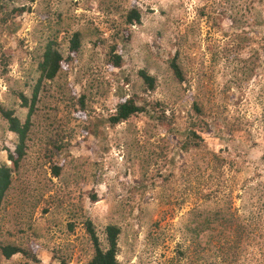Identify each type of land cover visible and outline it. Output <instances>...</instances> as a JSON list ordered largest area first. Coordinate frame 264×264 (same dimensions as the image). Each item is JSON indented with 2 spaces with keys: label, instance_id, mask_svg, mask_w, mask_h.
I'll return each mask as SVG.
<instances>
[{
  "label": "rangeland",
  "instance_id": "rangeland-1",
  "mask_svg": "<svg viewBox=\"0 0 264 264\" xmlns=\"http://www.w3.org/2000/svg\"><path fill=\"white\" fill-rule=\"evenodd\" d=\"M131 1L141 21L128 27L123 64L109 68L104 54ZM74 30L79 52L38 84L0 205V243L31 244L38 261L17 253L0 264H84L86 217L102 246L105 225L119 227L121 262L264 264V0H0L1 105L25 118L12 92L30 97L43 44L52 40L65 56ZM140 68L155 77L153 90L143 89ZM70 87L85 94L86 120L73 116ZM119 94L147 112L101 124ZM161 109L164 124L153 117ZM191 121L197 145L183 148ZM15 144L0 118V163L10 165ZM53 163H62L57 176Z\"/></svg>",
  "mask_w": 264,
  "mask_h": 264
},
{
  "label": "trees",
  "instance_id": "trees-1",
  "mask_svg": "<svg viewBox=\"0 0 264 264\" xmlns=\"http://www.w3.org/2000/svg\"><path fill=\"white\" fill-rule=\"evenodd\" d=\"M17 12H21L20 9H15ZM4 13V21L7 18L12 17L9 9L2 8ZM12 13V12H11ZM13 14V13H12ZM119 17L121 18V27L115 31V40L109 45L108 49L104 54V61L109 68H119L123 64L121 48L124 45V41L128 34V27L140 23V11L134 3L128 2L123 8L120 9ZM264 41V33H263ZM81 46V37L78 30L72 31L67 38L66 54H62L59 48L56 47L52 40H47L43 46L39 56V60L36 64V70L38 72L37 82L31 92V96L28 97L21 90H14L12 94L18 98L19 106L26 109V115L21 120L17 115L14 114V110L9 107H4L0 104V118L5 122L8 131L12 132L16 137V144L12 151H7V160L10 161V165L4 162L0 163V205L5 195L6 190L11 182V173L16 170L18 161L21 159L24 153V141L29 132L31 126L30 115L33 112V104L37 92L38 84L41 80H52L57 74L65 70L70 61L76 58ZM0 64L2 65L1 74L6 71V62L0 56ZM168 66L172 71L173 77L176 81H182L183 75L181 69L175 61V57L172 56L168 60ZM137 75L141 79L143 89L153 90L155 87V77L148 73L145 69L140 68L137 70ZM70 89V95L72 102L78 105V108L74 109L73 116L76 119L86 120L87 114L84 111L85 105V94L83 92H74L72 87ZM117 102L114 106V110L105 118L100 120L101 124H106L112 127L118 123L128 120L134 115L140 113H146L147 109L145 103H138L133 97H125L124 94L116 96ZM154 105H159V102H155ZM150 107V106H149ZM158 107V106H157ZM151 111L153 107L151 106ZM161 108V107H159ZM192 109L196 114H199L200 108L192 104ZM154 119L160 124H164L163 110L161 109L159 114H154ZM199 121L198 118H195ZM166 123V122H165ZM184 133L190 137L191 142H186L183 148L188 146H196L197 144L193 141V138L197 137L198 129L195 122L191 121L189 125L184 129ZM58 146L55 147V152ZM62 163L51 164V173L53 176H57L61 169ZM90 202H95L98 196L94 191L88 193ZM84 231L86 233L88 244H89V255L86 258L84 264H131L128 262H121L117 259V239L119 234V227L115 224L105 225L104 232V246L101 245L100 240L97 237L94 225L91 220L86 217L82 222ZM36 247L29 244L28 247H21L13 243H0V257L9 259L14 254H21L22 257L29 260L30 262H37V256L35 253ZM13 264V263H4ZM21 264H30L28 261H24ZM58 264H68L65 260L60 259Z\"/></svg>",
  "mask_w": 264,
  "mask_h": 264
}]
</instances>
